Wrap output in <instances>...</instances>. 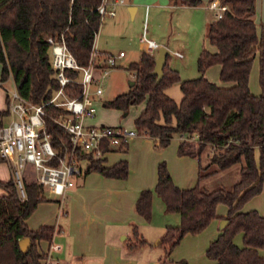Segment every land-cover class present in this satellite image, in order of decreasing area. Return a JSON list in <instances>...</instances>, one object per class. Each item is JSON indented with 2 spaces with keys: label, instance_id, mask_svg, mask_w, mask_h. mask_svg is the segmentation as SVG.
Returning <instances> with one entry per match:
<instances>
[{
  "label": "trees",
  "instance_id": "1",
  "mask_svg": "<svg viewBox=\"0 0 264 264\" xmlns=\"http://www.w3.org/2000/svg\"><path fill=\"white\" fill-rule=\"evenodd\" d=\"M171 6H197L200 0H167ZM212 0H209V2ZM224 6L219 18L209 21L205 38L214 49L201 47L196 57L199 76L180 79L176 70L166 64L159 81L152 74L154 54L142 51L127 66L133 84L127 90L104 101L105 107L128 113L131 106L143 104L133 119L139 136L153 140L154 147L164 148L173 137L180 139L176 154L197 161L195 183L176 186L165 161L157 164V179L152 189H142L134 203V211L149 221L152 197L164 203L165 213H176V225H167L160 237L163 258L185 234L201 231L211 220H224L218 234L205 248V256L213 264H264V215L255 210L241 211L242 205L261 191L264 169V23L259 33L253 21L254 0H217ZM100 0H0V86L11 77L14 88L26 100L39 104L48 100L58 88L56 71L51 67V37L64 40L68 51L81 66L88 64L95 34L99 30ZM105 55V54H100ZM257 56L258 94L248 88V73L253 56ZM218 65V79L226 85L207 80L203 71ZM79 77V71L66 70ZM177 83L180 99L176 102L165 94V88ZM71 94L80 86L71 84ZM6 91V90H5ZM8 102L6 92V103ZM57 108L47 106L51 116ZM7 109L0 111V127ZM47 133L60 151L59 139H67L61 127L50 117ZM192 137V139H190ZM128 144L104 147L127 151ZM257 149V160L254 149ZM205 152L206 162L200 163ZM90 159L85 173L97 171L108 178H126L128 163L120 159L104 165V157ZM3 159L0 157V162ZM236 166L237 176L229 187L218 185L207 189L204 179L218 171ZM0 264H43L45 253L39 250L42 240L51 241L54 227L43 225L30 229L28 217L40 202L47 201L44 190L35 181H25L26 198L21 199L12 179L0 180ZM217 204L226 207L225 214L215 213ZM136 234V228L133 229ZM241 235V245L232 238ZM28 237L26 252L19 240ZM141 239L140 244H145Z\"/></svg>",
  "mask_w": 264,
  "mask_h": 264
},
{
  "label": "crops",
  "instance_id": "2",
  "mask_svg": "<svg viewBox=\"0 0 264 264\" xmlns=\"http://www.w3.org/2000/svg\"><path fill=\"white\" fill-rule=\"evenodd\" d=\"M125 1L126 4L117 7L115 16L108 17V19L105 20L103 19L101 22L99 30L106 25L104 31L105 35H111L114 30L125 25V22L136 14V7L127 0ZM166 5L172 10L176 8H189L191 10L202 8L205 10L204 17H201L204 31L206 30L207 23L215 18L214 9L209 7V0L208 4H200L197 6H171L168 3ZM212 10L213 14L210 15L209 11ZM195 16L198 17L199 13L197 12ZM160 46H165V48L168 49L166 44L161 43ZM96 50L99 54L109 53L106 50ZM154 55L156 56V53ZM123 56H125V52ZM216 66L219 70L218 65ZM252 72L253 71H251L250 80L248 81V88L252 94H258L259 89H255L253 85L252 79L254 78V73ZM209 81L217 85H226V83L223 82L217 83L210 79ZM99 97L95 98V105ZM101 104L104 106V101L101 100ZM142 108L143 104H140L139 111ZM5 109L6 92L4 88L0 86V111ZM8 118L9 116L4 117L3 123H5ZM145 138L148 140L146 141L147 144H154L151 138ZM179 140L180 139L177 137H174L175 150ZM127 151H117L116 148L107 151L104 154L103 164L111 165L120 159L127 160ZM114 154L119 155L117 157L114 156V158L109 161V157ZM257 157L258 152L255 148V160H257ZM179 158H181V162L186 166L184 171L186 174L184 175H186L187 181L192 176V169L195 167L193 161L195 160L196 179V159L186 155H181ZM160 161L164 160L158 161V158L149 159L143 165V175L141 179L136 182L129 181L127 178H108L97 171H92L78 177V179L74 181V185L65 193L64 197H60V200H58L54 194H52V196H46L48 200L40 202L26 220L30 229H37L43 225L54 227V234L51 241H40L38 243L39 250L45 253L46 257L49 256L50 259L60 260L62 264H178L179 258L176 249L178 244L172 248L168 255V259L163 258V248L160 245L162 231H164L167 225H176L179 221L178 215L176 213H174V215L172 213H165L163 222L161 220L154 222L152 215L150 220L147 221L134 211V203L139 192L142 189L152 188L155 185L157 179L156 168ZM4 163L6 167L0 165L1 181H7L12 177L10 167L6 162ZM167 171L172 182L176 186L181 188L189 187V184H184L180 182L181 180L175 179L170 170ZM1 193L2 190L0 191V194ZM154 198L152 197V203L155 200ZM162 208H164V203ZM248 210H255L260 215H264V169L261 191L248 199L241 207V211ZM225 211V206L224 209L219 207L218 211H216L215 208V213L218 216L224 215ZM218 221V219H213L208 223L210 224L209 228L214 230V235L218 234ZM134 228H136V234L133 231ZM197 235L198 233L191 236ZM141 239L146 241L145 244L139 243ZM232 240L236 245L240 246V233H236ZM45 259L43 260V264ZM211 264H213V261H211Z\"/></svg>",
  "mask_w": 264,
  "mask_h": 264
},
{
  "label": "built area",
  "instance_id": "3",
  "mask_svg": "<svg viewBox=\"0 0 264 264\" xmlns=\"http://www.w3.org/2000/svg\"><path fill=\"white\" fill-rule=\"evenodd\" d=\"M126 4L125 0H100L96 10L100 24L105 18L116 15L117 7ZM215 9V18H219L224 6L217 0L209 2ZM148 9H143L142 18L137 20L135 36L142 45V51L155 54L160 44L147 37ZM100 27V25H99ZM88 64L81 66L68 51L64 40L54 42L51 37V67L56 71L58 88L46 101L34 104L23 98L15 88L6 90L8 102V120L0 127V157L8 164L12 179L21 199L26 198L23 172L26 164L31 163L35 171L34 181L44 190L64 197L74 185V178L82 176L90 165V159H101L106 151L104 147H115L138 136L135 129L112 125H95L86 123L95 116V98L102 94L98 82L115 67L116 59L124 55L108 53L100 55L96 50L95 38ZM172 54L180 57L181 53ZM66 70L79 71V77L66 74ZM132 76H134L132 74ZM80 86L78 94H71L68 86ZM70 90V91H69ZM47 106L57 108L51 116ZM63 129L67 139H59L60 151L53 145L47 133L46 119ZM192 139V137H190ZM44 264H62L58 259L46 257Z\"/></svg>",
  "mask_w": 264,
  "mask_h": 264
},
{
  "label": "rangeland",
  "instance_id": "4",
  "mask_svg": "<svg viewBox=\"0 0 264 264\" xmlns=\"http://www.w3.org/2000/svg\"><path fill=\"white\" fill-rule=\"evenodd\" d=\"M127 1L136 7V14L134 17L128 19L125 22V25L114 30L109 36L104 33L106 28V25H104L100 29L101 31H98L95 38L96 49L106 50L114 55H117L118 52L122 50L125 52V56L117 58V65L111 68L109 74L98 82V85L102 88V94L99 97L100 99L98 98L97 104L95 105V117L86 120V123L89 124H105L122 126L130 129L134 128L133 119L139 111L140 105L131 106L128 113L124 115L121 110L102 106L101 100H110L116 96V94L127 90L128 81L133 79L131 72L126 68L131 62L138 60L139 55L143 50L141 43L135 36V25L137 20L142 18L143 9L146 5L149 7L147 37L155 40L159 44H166V47L168 48L166 64L168 67L176 70L180 79H191L199 76L200 73L196 68V57L199 50L201 47H204L207 50L214 49L210 44H208L205 38L204 25L201 21V17H204L205 10L202 8H197V10H191L189 8H176L172 10L168 7V5H166L168 3L167 0ZM200 1L201 5L208 4V0ZM254 3V24L256 32L259 33L260 25L264 23V1L255 0ZM197 12L199 13L198 17L195 16ZM214 12H216L215 9ZM209 14L212 15L213 10L209 11ZM105 19H108V17L105 16L104 20ZM174 50L180 52L181 56H174L172 54ZM251 71L254 73V78L252 79L253 85L255 89L257 88L258 90L256 55H254L251 60L248 81L250 80ZM202 75L208 80L210 79L217 83H222L218 79V69L216 65H210L205 68ZM3 88L4 90H12L14 88L11 77H8L3 82ZM165 94L177 102L181 96L177 83L167 86L165 88ZM146 141H148L147 138L139 135L129 140L128 151L126 154L128 163V174L126 178L129 179V181H139L143 175V165L149 159L158 158V161H165L167 170L172 172L175 179L181 180L180 182L189 184V186L194 184L196 162L195 160L193 161L195 167L192 169L191 178L187 181L186 175H184L186 174L184 173L186 166L181 162V158H179L176 154L174 137L164 148L161 149L155 148L154 144H147ZM205 152L206 151H203L201 154V164L206 162ZM118 155L119 154H114L110 156L109 161H111L114 156L117 157ZM0 165L6 167L4 162H1ZM236 170V166H232L231 168L218 171L215 175L203 180L202 185L208 189L214 188L218 185L229 187L230 184L236 180ZM23 177L25 181L34 180L35 171L31 163L26 164ZM77 179L78 177H75L74 181ZM44 195L52 196V193L48 189H44ZM55 197L60 200V196L55 195ZM153 198L155 199L151 207L154 219L153 221L158 222L161 220L163 222V219L165 218V211L164 208H162V200L156 194L153 195ZM219 207L224 209L223 204H217L216 211H218ZM172 214L174 215V213ZM209 225L210 224H207L202 229L203 231L201 230L202 232H197V236H191L197 233L185 235L184 238V235L182 236L183 239L181 238L179 240L177 243L178 246L176 247L179 258L178 264H211V261L205 256L204 251L208 243L216 237V234H213L214 230H211ZM163 232L164 231H162V234Z\"/></svg>",
  "mask_w": 264,
  "mask_h": 264
},
{
  "label": "water",
  "instance_id": "5",
  "mask_svg": "<svg viewBox=\"0 0 264 264\" xmlns=\"http://www.w3.org/2000/svg\"><path fill=\"white\" fill-rule=\"evenodd\" d=\"M168 54V50L165 48V46H160L156 52V56L154 59V68L152 70V74L156 75V80L159 81L162 77L163 71L162 68L165 64V55ZM133 84V80L128 81V86H131ZM225 224L224 220L218 221V228L223 226ZM29 244V238L25 237L19 240V246L20 249L23 252H26L27 246Z\"/></svg>",
  "mask_w": 264,
  "mask_h": 264
}]
</instances>
